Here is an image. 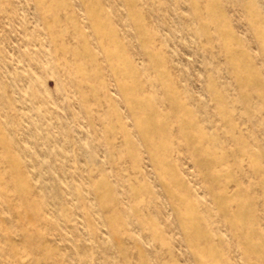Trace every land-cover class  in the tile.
I'll return each mask as SVG.
<instances>
[{"label":"rangeland","instance_id":"1","mask_svg":"<svg viewBox=\"0 0 264 264\" xmlns=\"http://www.w3.org/2000/svg\"><path fill=\"white\" fill-rule=\"evenodd\" d=\"M0 264H264V0H0Z\"/></svg>","mask_w":264,"mask_h":264}]
</instances>
